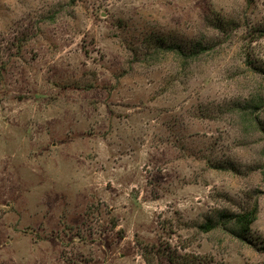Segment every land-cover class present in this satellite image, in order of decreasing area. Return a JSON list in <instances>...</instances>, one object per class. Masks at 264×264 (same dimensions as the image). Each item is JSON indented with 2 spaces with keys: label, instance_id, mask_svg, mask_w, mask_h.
Returning <instances> with one entry per match:
<instances>
[{
  "label": "rangeland",
  "instance_id": "rangeland-1",
  "mask_svg": "<svg viewBox=\"0 0 264 264\" xmlns=\"http://www.w3.org/2000/svg\"><path fill=\"white\" fill-rule=\"evenodd\" d=\"M253 59L264 0H0V264H264Z\"/></svg>",
  "mask_w": 264,
  "mask_h": 264
},
{
  "label": "trees",
  "instance_id": "trees-1",
  "mask_svg": "<svg viewBox=\"0 0 264 264\" xmlns=\"http://www.w3.org/2000/svg\"><path fill=\"white\" fill-rule=\"evenodd\" d=\"M163 46L160 45V48H162ZM167 49L175 51L179 54H182V56H190V58L192 56H200L204 51H206L207 49H209L208 45H204V43L202 41H199L197 43V45L194 46L193 49H191V52L188 54H186V52L179 46H174V45H167L166 46ZM254 60V59H253ZM248 64H252V67L260 72H264V69L262 68L261 65H258L257 61L254 60H249ZM254 105H251L250 108L255 107V109L260 110L262 108H264V100L262 101L260 98H256L255 100H253ZM250 104L246 107V114L249 117V119H252V114L251 111L249 109ZM257 117H255V119H252V122L255 123L256 122ZM258 216V205H255L254 207L250 208V209H246L244 211L241 212H224L222 211L219 215V219L215 220V219H208L204 224H201L200 227L204 230V231H210L214 228H216L217 225L220 224V221L222 222V220L224 222L228 223H233L234 225H236V227L238 228V236H240L243 240H247L248 239V235L251 232L252 229V224L254 223V221L257 219ZM150 260V259H149ZM189 263V262H188ZM152 264V263H151ZM189 264H192L191 262Z\"/></svg>",
  "mask_w": 264,
  "mask_h": 264
}]
</instances>
